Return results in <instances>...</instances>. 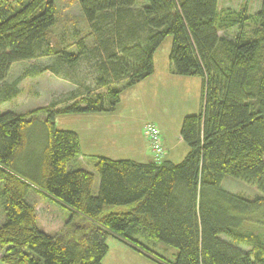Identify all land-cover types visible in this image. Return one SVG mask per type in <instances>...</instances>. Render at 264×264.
I'll list each match as a JSON object with an SVG mask.
<instances>
[{
    "label": "trees",
    "instance_id": "1",
    "mask_svg": "<svg viewBox=\"0 0 264 264\" xmlns=\"http://www.w3.org/2000/svg\"><path fill=\"white\" fill-rule=\"evenodd\" d=\"M218 4L79 0L96 43L88 49L78 42L77 53L49 44L56 24L52 0H28L10 15L0 11V105L19 95L24 75L42 71L34 66L10 82L12 64L45 56H57L46 67L56 76L85 60L95 73V90L104 89L72 93L67 108L0 115V264H102L109 235L160 264H264V5L240 21L220 18ZM246 19L260 26L255 38L217 34ZM167 37L171 74L201 80L199 113L181 122L179 135L189 148L183 161L97 157L93 172L70 167L81 156L80 142L73 131L54 129L53 118L114 111L125 89L154 73L153 58ZM39 121L45 136L36 162L30 128ZM228 176L259 195L227 192L221 185ZM41 191L71 210L63 233L53 237L38 229L28 202ZM142 233L174 248V261L147 252L134 237Z\"/></svg>",
    "mask_w": 264,
    "mask_h": 264
},
{
    "label": "rangeland",
    "instance_id": "2",
    "mask_svg": "<svg viewBox=\"0 0 264 264\" xmlns=\"http://www.w3.org/2000/svg\"><path fill=\"white\" fill-rule=\"evenodd\" d=\"M28 0H2L0 4V11L10 15L13 11ZM56 8V24L51 29L48 35L49 44L53 50L77 53L78 42L83 41L85 48H92L96 39L91 33V28L82 16L79 7V0H52ZM264 5V0H219L218 11L221 17L227 15L238 16V19L245 16H254V14L261 11ZM241 21V19H240ZM260 28L259 24H254L250 20H243V23L233 26L232 28L219 29L217 34L220 38L233 40L237 35L245 38H255L256 31ZM171 37L159 46L155 54L156 59V75H160L156 80L157 84L147 83L145 86L132 89L127 88L123 91L119 103L114 111L103 113H81L70 115H59L53 118V127L56 130L73 131L80 140L81 156L77 160L72 161L70 167L78 169H86L93 172L94 160L97 156L87 154L91 153L94 147V141L108 135L111 131L109 124L117 129L119 134H130L132 138L140 135L145 138V131L148 125H154L161 128L163 137L166 139L169 147L171 163H181L188 152V146L180 141L179 129H181V122L184 117L198 114L201 108L200 96L196 90L197 85L194 82L199 81L197 77H174L163 79L162 76L167 73L169 69L166 67L169 64V52L171 50ZM57 56H45V58L34 59V61H26L23 63L12 64L10 70L9 80L20 78L23 74L29 75L27 71L37 66L40 73L35 76H23L18 84L20 93L10 102L0 105V115L4 112H16L19 114L29 115L36 110H59L67 108L72 93L87 94V93H101L104 89H96L94 84V75L85 60H80L79 63L72 68H60V75L52 74L47 70V66L56 63ZM129 89V90H128ZM95 90V91H94ZM127 90V91H126ZM58 104L56 108H51L50 104ZM43 122L39 121L30 128V148L34 161L38 162L42 155V145L45 136ZM159 129V128H158ZM123 132V133H122ZM101 134V135H100ZM163 142V137L160 135ZM96 138V139H93ZM147 142V137L145 138ZM104 150L114 156L120 154L124 158L131 157L129 152L119 153L111 152L112 144L106 141H101ZM164 148V147H163ZM165 150V149H164ZM166 153V151H165ZM126 154V155H125ZM154 162L156 161L151 155ZM166 160V161H167ZM33 161V162H34ZM94 191L99 183L96 179L94 182ZM222 188L227 192L234 194H242L247 198H252L259 195L257 188L246 184L241 179H234L231 177H224ZM2 185L0 183V224L4 222V210ZM28 202H32V206L36 209L37 227L43 230L48 235L52 236L63 233L65 223L71 215V210L64 205H61L52 197H48L42 191L38 193H31ZM245 229H242L244 231ZM241 231V232H242ZM258 232V230H257ZM137 242L146 249L151 255L163 258L166 261H174L176 250L168 247L165 244L151 240L145 234H137L134 236ZM106 245L111 249L109 256L102 259L103 264H143L139 258L143 254L137 251L130 245L122 244L136 250V255L132 250H128L120 245V241L109 235L106 238ZM241 251H247L246 246L238 247ZM141 254V255H140ZM147 257V256H146ZM150 259L149 257H147ZM120 261V262H119ZM153 263H158L153 260ZM147 263V262H145Z\"/></svg>",
    "mask_w": 264,
    "mask_h": 264
},
{
    "label": "crops",
    "instance_id": "3",
    "mask_svg": "<svg viewBox=\"0 0 264 264\" xmlns=\"http://www.w3.org/2000/svg\"><path fill=\"white\" fill-rule=\"evenodd\" d=\"M153 59H154V70H155L154 73L152 75H150L149 77H147L145 80L140 81L138 84H136L134 89L142 87V86H145L147 83H152L153 82L154 84H157L156 80L161 78V77H159L160 75L154 76V75H156L155 74L156 73V59H155V56H154ZM166 68L169 69V71L167 73H164L165 75L162 76L163 79L166 80V79H169L170 77L171 78L176 77V76L171 74V69L169 68V64H168V66ZM188 78H190V77H188ZM197 79H199V78H197ZM195 83L197 85L196 90L198 92V95L201 98V95H202L201 80L199 79V81L194 82V84ZM130 89H132V88H130ZM121 94H124V93L122 92ZM121 97H122V95H121ZM200 101H201V99H200ZM109 127H111V131L109 132L108 135L104 134V137H102L100 139L93 138V139H96V141H94V147H93L91 153L87 151V154L93 155V156L95 155L97 157H104V158L106 157V158H108L110 160H114V161L129 159V160L135 161L137 163L140 162V163L147 164V163L153 162V159L151 157V155H152L151 148H149V141L148 140H147V142L144 141V140H146L145 139L146 137L144 138L141 135L139 137V135H137V137L135 136V138H132V137H130L131 135L127 134V133L126 134H119L117 132V129H114V127H112L110 124H109ZM158 128L160 130V135H162V137H163V131L161 130L160 126ZM164 137H163L162 147H164L166 153H165V155L162 158L164 160H167V159H169L170 156L172 157V154H170L169 147L168 148L166 147L167 142H166V139ZM78 140H79V138H78ZM101 141H106V142H109L110 144H112L113 148H112L111 152L118 151L119 153L123 154L124 152L128 151L131 157L127 156V158H124L123 155L118 154V155L114 156V155L106 152L104 150V146L101 145V143H102ZM180 141H181V143H183V141L181 140V137H180ZM79 142H80V140H79ZM188 152H189V148H188ZM168 161H170V160H168ZM119 243L124 248H126L128 250H132L133 253H135L134 255H136L137 252H136L135 249H133V248L130 249V247L123 245L125 243L123 242V244H122V241H120ZM108 250H109L108 254H110L111 253L110 252L111 249L109 247H108ZM108 254H107V256H109ZM141 257L142 258H139V259L141 260L142 263L144 262L143 261L144 259L148 260V261H145L147 263L144 262L143 264H157V263H153L154 261L152 259H148L145 255H143V256L141 255ZM103 260H104V258H103ZM120 264H121V262H120Z\"/></svg>",
    "mask_w": 264,
    "mask_h": 264
},
{
    "label": "built area",
    "instance_id": "4",
    "mask_svg": "<svg viewBox=\"0 0 264 264\" xmlns=\"http://www.w3.org/2000/svg\"><path fill=\"white\" fill-rule=\"evenodd\" d=\"M145 137L149 141V148H151V153L156 161H161L165 155V150L161 144L160 130L154 125H148L145 131Z\"/></svg>",
    "mask_w": 264,
    "mask_h": 264
}]
</instances>
